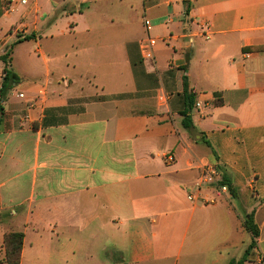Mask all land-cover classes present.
Listing matches in <instances>:
<instances>
[{
	"label": "crops",
	"instance_id": "1",
	"mask_svg": "<svg viewBox=\"0 0 264 264\" xmlns=\"http://www.w3.org/2000/svg\"><path fill=\"white\" fill-rule=\"evenodd\" d=\"M10 2L0 264L12 233L19 264H230L252 243L249 214L245 264L264 258V0ZM208 164L236 195L193 205Z\"/></svg>",
	"mask_w": 264,
	"mask_h": 264
},
{
	"label": "built area",
	"instance_id": "2",
	"mask_svg": "<svg viewBox=\"0 0 264 264\" xmlns=\"http://www.w3.org/2000/svg\"><path fill=\"white\" fill-rule=\"evenodd\" d=\"M22 5L27 4V0H19ZM11 4L18 3V0H11ZM13 8V7H12ZM201 34L206 39L211 38V33L207 26L201 27ZM157 42L155 39L148 37L141 43V51L143 57L147 60L152 59L153 57V48L156 46ZM5 78V72L0 73V83L2 84L3 79ZM20 98H24V95H20ZM198 108L201 107V104L197 105ZM164 162L167 165H173L175 163V157L171 154H167L164 157ZM205 191L209 196L202 197L200 193ZM230 194L229 188L224 184V175L221 169L217 165L208 164L202 168L201 176L196 183L194 189H190L188 192V200L193 205L199 203L215 205L222 195ZM256 264H264V258L259 257Z\"/></svg>",
	"mask_w": 264,
	"mask_h": 264
},
{
	"label": "trees",
	"instance_id": "3",
	"mask_svg": "<svg viewBox=\"0 0 264 264\" xmlns=\"http://www.w3.org/2000/svg\"><path fill=\"white\" fill-rule=\"evenodd\" d=\"M33 38H34L33 36H28V37H25L23 40H31ZM12 49H13V46L10 47L7 50L6 54L2 56L0 59L6 65V68L4 69L5 78L2 81L1 89H0L1 99H4L6 95L8 94L9 90L18 82V76L9 70L10 55L12 53ZM185 92L187 93L186 86H185ZM0 105H1V100H0ZM184 126L186 128L191 127V122L189 121L188 117H185ZM224 184L228 186L230 194L234 197L236 195V192L233 189V186L230 180L226 178L225 176H224ZM243 227L247 232L251 233L252 243L240 261L234 260L230 264H245V262H247L251 254V251L256 247V240L259 237V228L257 224L255 223L253 214H249L247 216V218L245 219L243 223ZM23 239H24V236L21 233H12L5 237L4 246L6 249L7 264H19L20 263Z\"/></svg>",
	"mask_w": 264,
	"mask_h": 264
},
{
	"label": "rangeland",
	"instance_id": "4",
	"mask_svg": "<svg viewBox=\"0 0 264 264\" xmlns=\"http://www.w3.org/2000/svg\"><path fill=\"white\" fill-rule=\"evenodd\" d=\"M213 234H215V236H217L218 232L213 231ZM247 237H249V239H250V235L247 234ZM245 248H247V246L244 245L243 250H244Z\"/></svg>",
	"mask_w": 264,
	"mask_h": 264
}]
</instances>
